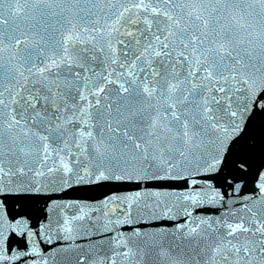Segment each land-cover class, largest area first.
<instances>
[{"label": "snow or ice", "instance_id": "obj_1", "mask_svg": "<svg viewBox=\"0 0 264 264\" xmlns=\"http://www.w3.org/2000/svg\"><path fill=\"white\" fill-rule=\"evenodd\" d=\"M0 264H264V0H0Z\"/></svg>", "mask_w": 264, "mask_h": 264}]
</instances>
